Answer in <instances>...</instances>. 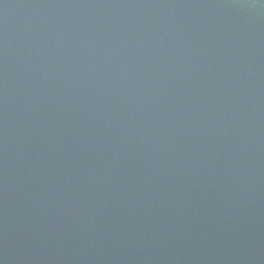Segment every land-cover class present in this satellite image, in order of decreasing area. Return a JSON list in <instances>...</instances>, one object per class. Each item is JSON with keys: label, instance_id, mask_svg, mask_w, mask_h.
Segmentation results:
<instances>
[{"label": "water", "instance_id": "water-1", "mask_svg": "<svg viewBox=\"0 0 264 264\" xmlns=\"http://www.w3.org/2000/svg\"><path fill=\"white\" fill-rule=\"evenodd\" d=\"M0 264H264V0H0Z\"/></svg>", "mask_w": 264, "mask_h": 264}]
</instances>
